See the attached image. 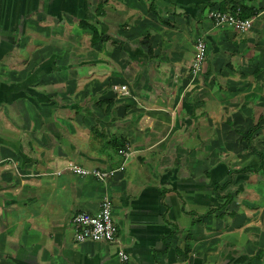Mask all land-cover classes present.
Listing matches in <instances>:
<instances>
[{"label":"crops","instance_id":"obj_1","mask_svg":"<svg viewBox=\"0 0 264 264\" xmlns=\"http://www.w3.org/2000/svg\"><path fill=\"white\" fill-rule=\"evenodd\" d=\"M230 1L253 9L249 29L207 16ZM10 28L32 47L11 69L23 85L0 76V264H122L118 245L123 264H258L264 154L228 138L262 117L264 0H0V75ZM123 144L106 179L55 172L114 168ZM104 194L117 241H76L71 216Z\"/></svg>","mask_w":264,"mask_h":264},{"label":"built area","instance_id":"obj_2","mask_svg":"<svg viewBox=\"0 0 264 264\" xmlns=\"http://www.w3.org/2000/svg\"><path fill=\"white\" fill-rule=\"evenodd\" d=\"M207 16L214 22V24H226L234 28L236 31H245L250 28L253 17H241L240 8L235 10L229 9L220 10L218 8H210L207 11ZM204 55V42L201 38L196 40L195 55L190 66L193 72H196L200 66ZM111 89L117 91L120 95L128 93V88L125 83H111ZM117 152L121 155L120 163L114 168H87L80 165L73 160H65L60 169L69 170L78 175L90 174L93 177L103 180L113 176L117 169H123L125 161L129 156L130 148L123 144L117 148ZM70 222L72 225V235L76 241L94 240V241H117V227L111 215V201L108 195H102L99 207L94 212L80 210L75 212ZM116 255L119 261L123 264L128 258L125 249L118 245Z\"/></svg>","mask_w":264,"mask_h":264},{"label":"rangeland","instance_id":"obj_3","mask_svg":"<svg viewBox=\"0 0 264 264\" xmlns=\"http://www.w3.org/2000/svg\"><path fill=\"white\" fill-rule=\"evenodd\" d=\"M214 8H216V7H214ZM22 32H26V33L29 34V32L27 30H23ZM3 33H4L5 36L8 37V38H6V37L4 38L5 39V42H6V43H3V44H5L4 47H3L4 48V54L9 53L8 57H10V58L9 59H6L7 58V56H6L5 62L3 63V64H6V66L4 68V74L5 75L1 74L0 76H1V78L3 76H5L4 77L5 80L4 79L3 80L5 81L6 84H12V82H13L12 80H14V79H12L13 73H12L11 69H13L14 67H18V66H24V64H25V58H27V52H28V50L30 51V47H32V45L31 44L28 45V43H26L27 42V40H26V42H21L20 45H19V48H18V37H17V33H19V32H16V31L14 32V29L13 28L4 30ZM17 48L20 49V51H18ZM41 48H43V47H41ZM16 56H20V58H21L17 62L14 61V59H13ZM40 60H41L40 59V55L38 54L37 61H40ZM29 76H32V75H29ZM38 76L40 77L39 74H38ZM28 78H29L28 77V74L27 75L17 74V78L14 81L15 82H20L23 85L25 83V81L28 80ZM7 93H8V91H7ZM259 93H261V94L264 95V90H261ZM260 111H261V115H262V117H261L262 120L261 121H263V119H264V104L262 105V108H261ZM236 126H237V128H239L238 131H237V133H236V135L234 134L235 135V136L233 135L234 137L228 138V142H229L230 146H236V145H239L240 144V146L243 147V144H245V142H246L245 139L247 138L249 140L248 141L249 144L246 143V147L249 148V146H252V147L254 146L255 149L256 148H261L262 150H259V152H261V153L264 154V133H263V131H264V123L263 124L262 123L259 124V127H260V128L258 127L259 128L258 129L259 131L258 130L255 131L256 129H254L252 131V133H250L245 138H242L241 137L240 132L246 131L245 130L246 124L243 122V123H238ZM6 128L7 127H4V130H6ZM260 130H261V132H260ZM253 134L254 135L255 134H258L259 137L253 138L254 137ZM255 152L257 154V151H255ZM258 156L260 157L261 154H258ZM242 157H247V156H242ZM262 168H263V166H262ZM260 174H261L260 175V180H261V182H260L261 184L260 185L263 186L264 185V171H261ZM261 189H262L261 190V193L263 194L264 187H261ZM244 192L249 193V191L247 189L244 190ZM261 238H262L261 241H263V237H261ZM258 260H259L258 264H264V251H260L259 252Z\"/></svg>","mask_w":264,"mask_h":264},{"label":"trees","instance_id":"obj_4","mask_svg":"<svg viewBox=\"0 0 264 264\" xmlns=\"http://www.w3.org/2000/svg\"><path fill=\"white\" fill-rule=\"evenodd\" d=\"M227 7V9L233 11L235 10L236 7H239L240 8V15L241 17H246V16H250L252 13H253V9L251 8H248L247 6H245V4H242V3H235V2H231L229 3L228 6H225L224 5V2H221V4L219 3V5L216 7L220 10H224L225 8ZM78 23L82 26V27H88L91 29V37L90 39L93 41L95 40L96 37H98V30L93 26V24L91 23H88L86 21H82V20H79ZM259 119H262L261 116H259L258 120ZM258 120H255L251 125L250 127L244 131V132H240L241 134V137L242 138H245L247 137L250 133H252V131L254 129H257L259 127V121ZM247 139V138H246ZM247 143V142H246ZM258 154H261L260 152L257 151ZM229 172V171H228ZM214 186L216 187L217 185L214 184ZM230 199V196H227L225 201L229 200ZM221 205H224V203H222Z\"/></svg>","mask_w":264,"mask_h":264}]
</instances>
